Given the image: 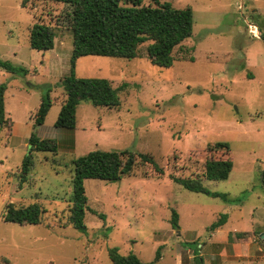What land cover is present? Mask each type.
I'll return each mask as SVG.
<instances>
[{"label": "rangeland", "instance_id": "obj_1", "mask_svg": "<svg viewBox=\"0 0 264 264\" xmlns=\"http://www.w3.org/2000/svg\"><path fill=\"white\" fill-rule=\"evenodd\" d=\"M22 1L0 0V57L29 69L14 74L0 67L9 117L7 125L0 124V264H107L113 248L144 261L159 251L167 264H179V258L205 264L210 226L223 214L221 226L237 235L226 244L224 264H264V247L241 255L232 248L236 242L244 251L250 239L264 246V0H123L191 7L192 35L175 48L170 67L152 64L147 44L142 57L77 58L76 76L125 85L118 107L82 102L74 131L54 128L66 98L61 81L72 67L71 8L53 1L24 7ZM36 21L56 26L53 49L31 48L30 26ZM47 92L53 105L39 126L35 116ZM33 132L54 139L58 151L35 152L22 182ZM218 141L230 149L215 147ZM127 148L151 154L163 173L140 162L118 180L86 179L87 230L76 229L68 223L73 159L94 149ZM211 158L233 161L227 179L203 176ZM197 176L229 200L191 191L174 179ZM9 202H39L45 210L41 223L5 221ZM173 210L179 228L172 225Z\"/></svg>", "mask_w": 264, "mask_h": 264}, {"label": "trees", "instance_id": "obj_2", "mask_svg": "<svg viewBox=\"0 0 264 264\" xmlns=\"http://www.w3.org/2000/svg\"><path fill=\"white\" fill-rule=\"evenodd\" d=\"M34 1L61 2L70 6L69 27L73 34V48L70 74L62 79L66 94L54 128L74 131L77 128V110L82 102H90L96 106L118 107L121 99L118 91L124 83L113 86L105 77H78L75 74V60L83 55H101L112 57H142L141 48L147 44L145 54L152 64L170 67L174 64V50L190 37L194 27V11L191 7L177 8L170 2L158 6L124 5L123 0H23L22 5ZM135 1L138 0H127ZM57 37L56 26L36 21L30 26V46L38 51H48L55 47ZM0 67L14 74L28 73L24 66L14 65L0 57ZM7 84L0 83V124L7 125L5 93ZM53 100L47 92L36 112L35 124L43 126ZM217 148L230 149L226 141H218ZM57 152L58 146L52 138H41L33 132L29 138V153L21 164L22 182L30 174L35 152ZM150 163L155 170L163 173V168L149 153L132 149L104 150L94 149L73 159L72 196L68 223L76 229L86 232V212L89 209L85 180L96 178L108 181L129 175L140 163ZM233 161L227 159H208L203 176L209 180H224L230 176ZM185 188L229 200L228 195L211 191L202 183L203 177H174ZM45 210L39 202L17 206L13 202L5 204L3 219L20 224H40ZM212 223L210 230L221 226L226 218ZM179 214L173 210L172 225L179 228ZM111 261L107 264H167L161 261L158 251L151 261L142 260L137 254L130 252L120 254L117 248L110 252ZM53 264V263H52Z\"/></svg>", "mask_w": 264, "mask_h": 264}, {"label": "crops", "instance_id": "obj_3", "mask_svg": "<svg viewBox=\"0 0 264 264\" xmlns=\"http://www.w3.org/2000/svg\"><path fill=\"white\" fill-rule=\"evenodd\" d=\"M236 231L239 232V230ZM230 236L234 238V241L237 240L236 238L237 235H233L231 231L224 229V226L223 227L221 226L220 228H217L215 229V231L213 230L211 232L210 239L204 247L206 250L205 264H224L226 256L228 257V254L226 253V244H228V240ZM263 247H264L263 245L254 244L252 239H250L246 247V250L244 251L237 246L236 242L232 243V248L235 251L236 255H241L245 253L249 254L253 250L254 251L263 250ZM245 256H247V254ZM178 261L179 264H185L183 261L180 260V258Z\"/></svg>", "mask_w": 264, "mask_h": 264}, {"label": "built area", "instance_id": "obj_4", "mask_svg": "<svg viewBox=\"0 0 264 264\" xmlns=\"http://www.w3.org/2000/svg\"><path fill=\"white\" fill-rule=\"evenodd\" d=\"M250 28H252L251 32L253 33L254 36H258L259 35L258 28L255 25H251L250 24Z\"/></svg>", "mask_w": 264, "mask_h": 264}, {"label": "water", "instance_id": "obj_5", "mask_svg": "<svg viewBox=\"0 0 264 264\" xmlns=\"http://www.w3.org/2000/svg\"><path fill=\"white\" fill-rule=\"evenodd\" d=\"M40 126V125H39Z\"/></svg>", "mask_w": 264, "mask_h": 264}]
</instances>
